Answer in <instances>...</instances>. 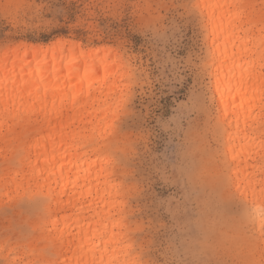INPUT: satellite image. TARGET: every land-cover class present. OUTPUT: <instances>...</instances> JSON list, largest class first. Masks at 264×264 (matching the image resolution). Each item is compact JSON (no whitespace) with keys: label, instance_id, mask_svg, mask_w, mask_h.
<instances>
[{"label":"rangeland","instance_id":"1","mask_svg":"<svg viewBox=\"0 0 264 264\" xmlns=\"http://www.w3.org/2000/svg\"><path fill=\"white\" fill-rule=\"evenodd\" d=\"M247 9L261 27L264 0ZM59 39L112 52L109 82L118 88L93 148L112 159L136 264H264V227L258 233L246 219L231 182L197 0H0V55ZM37 126L32 117L0 127V264L55 247L46 196L27 184L24 145Z\"/></svg>","mask_w":264,"mask_h":264},{"label":"bare ground","instance_id":"2","mask_svg":"<svg viewBox=\"0 0 264 264\" xmlns=\"http://www.w3.org/2000/svg\"><path fill=\"white\" fill-rule=\"evenodd\" d=\"M248 4L250 0H197L207 25L219 122L234 166L231 182L247 204L246 219L260 233L264 227V19L259 27ZM111 53L59 39L47 46L19 44L0 55V127L32 117L37 121L24 145L27 184L46 196L47 222L55 231L50 238L53 253L36 260L28 257L22 264H99L101 252L109 257L104 264L136 262L122 231L112 159L93 148L92 134L110 110L103 105L118 88L109 82L115 62L106 56ZM75 124L83 126L74 128ZM241 156L244 166L239 168ZM258 172L263 177L258 178ZM117 238H125L126 253L118 251L112 257Z\"/></svg>","mask_w":264,"mask_h":264},{"label":"snow or ice","instance_id":"3","mask_svg":"<svg viewBox=\"0 0 264 264\" xmlns=\"http://www.w3.org/2000/svg\"><path fill=\"white\" fill-rule=\"evenodd\" d=\"M65 14H69V13H65ZM62 47V45H61ZM71 63V61L69 62ZM101 202H104L103 200ZM97 207H98V204H97ZM122 223H121V227H122ZM99 229L97 230V234H99ZM124 241H125V238H117L114 242L116 244V248L115 249H112L111 250V256L114 257L116 255V253L119 251V252H122V253H126V247L124 246ZM95 250V249H94ZM108 255L106 252H101V254L99 256H97V260L99 261V264H104V260L105 259H108ZM126 264H136L135 260L132 259V260H128L126 262Z\"/></svg>","mask_w":264,"mask_h":264}]
</instances>
